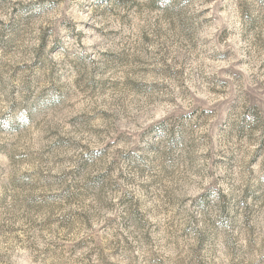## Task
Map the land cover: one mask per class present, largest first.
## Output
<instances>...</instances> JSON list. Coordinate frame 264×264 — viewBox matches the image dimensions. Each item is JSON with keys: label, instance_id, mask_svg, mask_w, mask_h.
<instances>
[{"label": "rangeland", "instance_id": "1", "mask_svg": "<svg viewBox=\"0 0 264 264\" xmlns=\"http://www.w3.org/2000/svg\"><path fill=\"white\" fill-rule=\"evenodd\" d=\"M0 264H264V0H0Z\"/></svg>", "mask_w": 264, "mask_h": 264}]
</instances>
